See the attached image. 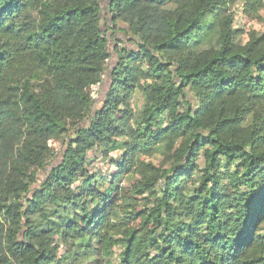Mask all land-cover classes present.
<instances>
[{
  "label": "trees",
  "instance_id": "1",
  "mask_svg": "<svg viewBox=\"0 0 264 264\" xmlns=\"http://www.w3.org/2000/svg\"><path fill=\"white\" fill-rule=\"evenodd\" d=\"M240 2L264 8L0 0V264H113L115 247L119 264H264V31L239 45ZM96 151L114 171L89 169Z\"/></svg>",
  "mask_w": 264,
  "mask_h": 264
},
{
  "label": "rangeland",
  "instance_id": "2",
  "mask_svg": "<svg viewBox=\"0 0 264 264\" xmlns=\"http://www.w3.org/2000/svg\"><path fill=\"white\" fill-rule=\"evenodd\" d=\"M101 2H104L105 0H100ZM200 0H189V12L192 14L195 12L196 6L198 5ZM106 14L103 13V20H105V17L108 18V16H105ZM105 16V17H104ZM235 27H237L238 32H237V37H238V42L239 45H243L250 39L252 36L253 32H263L264 31V8L258 10L255 13H250L246 14L243 13L242 11V3H238L235 6V21H234ZM102 27L105 29V23L102 22ZM127 28L126 24L123 22H118L116 26V36L121 40L122 45H130V42L128 41V37L126 36L125 32L123 29ZM112 31L113 28H110ZM108 30V34L111 35V31ZM119 40L111 38L109 39V49L110 52H112V57L108 60L107 67L104 71V74L102 75V81L96 85L90 86L89 90L90 93L94 99L95 103H99L100 100L103 98V95L105 91H107L108 86H109V73L116 62V55L113 53L114 52V47L116 45H119L121 43ZM133 102L136 104H139L141 102V97L139 95H135ZM53 147L57 148L58 142H49ZM89 155L93 158L92 163L89 165V169L91 171H100L101 173L107 174L109 172H112L115 170V167L113 164H111L107 159H103L102 156L98 151L96 152H91ZM119 155V152H111L109 153V156L112 158H117ZM151 161L158 165H163L164 166V158L158 155H153L152 157H149ZM136 183V179L131 177H127L124 179L122 186L124 187L126 192H129L132 185ZM139 205H141L143 202L142 200H138ZM134 226L138 225V221H135L133 223ZM113 264H119V261L117 259V254L119 251V248L115 247L113 250ZM63 252V249L60 248V253ZM78 264V263H77ZM79 264H89L87 262H80Z\"/></svg>",
  "mask_w": 264,
  "mask_h": 264
}]
</instances>
